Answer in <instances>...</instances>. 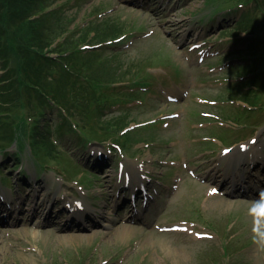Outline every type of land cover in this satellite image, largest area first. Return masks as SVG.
Segmentation results:
<instances>
[{"label":"rangeland","instance_id":"obj_1","mask_svg":"<svg viewBox=\"0 0 264 264\" xmlns=\"http://www.w3.org/2000/svg\"><path fill=\"white\" fill-rule=\"evenodd\" d=\"M256 1L221 8L226 0H144L143 5L137 0H50L51 5L41 9L46 13L58 8L63 19L54 27L69 28V33L87 29L83 33L91 32V42L97 37L96 43L89 44L100 47L92 49L96 53L90 58L62 65L64 71L55 65L56 72L39 80L53 88L56 97L63 95L64 106L53 101L38 105L44 100H32L36 93L25 91L23 84L20 93L16 75L0 55V77H14V85L0 84V193L1 187H11L14 195L18 191L25 195L22 200L26 189L66 201L85 199L93 213L117 219L119 229L116 233L105 229L106 221L98 222V216L93 220L99 223L97 228L92 229L94 222L89 221L85 222L92 224L88 230L62 229L68 221L56 206L51 211L55 217L38 224L39 218L29 219L22 211L18 222L0 219V264H264V249L252 239L249 201L214 195L185 168H197L202 174L222 148L236 146L264 127V65L236 55L255 35L244 30L243 12L256 17L255 44L264 48V8ZM185 27L193 32L191 41L182 45ZM14 28L18 29L10 30ZM197 35L199 39L194 38ZM200 41L212 52L205 59L189 48ZM0 45L9 50L1 33ZM47 54L51 62H59L56 52ZM89 70L105 77L106 84L113 83L105 94L96 85L93 101L87 96L94 92L92 84L84 76L78 78L82 73L91 75ZM25 73L19 76L23 82ZM252 78L258 79L257 86L249 83ZM182 91L189 95L180 104L162 101L165 94ZM104 97L108 99L104 106L101 102L104 117L100 120L94 109ZM83 105L87 113L81 114ZM203 112L213 118H203ZM171 116L178 117L164 120ZM97 120L122 126L114 138L105 140L106 147L87 145L111 153V163L101 172L87 167L91 161L85 156L89 138L85 128ZM128 135L127 142L132 137L137 141L127 146ZM17 141H22L19 151ZM113 142L122 146L123 155L109 149L116 147ZM111 165L114 172L108 168ZM120 166L127 167L125 174L133 178L145 168L154 174L152 184L163 183L160 196L138 227L135 221H127L128 208L113 211L111 195ZM124 227L131 230L122 241L119 233ZM173 228L180 231L169 230Z\"/></svg>","mask_w":264,"mask_h":264},{"label":"trees","instance_id":"obj_2","mask_svg":"<svg viewBox=\"0 0 264 264\" xmlns=\"http://www.w3.org/2000/svg\"><path fill=\"white\" fill-rule=\"evenodd\" d=\"M50 0H0V14H1V20H0V27H1V35L4 38L8 39L9 43V50H4L3 47L0 45V55H1V61L6 62L3 63L6 65V67H11L13 70L14 74L16 75V89L20 91V87L23 84L25 86V91H33L35 96H30V98L34 101L37 100V97H39L40 100H44L43 103L37 102L38 105H44L46 103L49 105L50 101H53L55 104H59L61 106H64L62 103L65 104L63 101V95H59L56 97L55 92L53 88H46L42 83L39 82V80H44L48 79L47 74H53L55 71V65H58L62 69V65H66L68 62L72 63L75 58L79 57H91V55L95 54L93 50H87L84 51L82 48L89 44V43H96V38L92 41L93 36L90 33L84 34L83 32H86L84 30L82 33H79V31H72V32H67V29L69 28H56L54 27V23L58 20H62V16L58 14V11H60L58 8L53 9L50 8L48 9L49 12L42 13L45 8V5L49 3ZM225 0H221L223 2ZM227 5L221 4V8H226L225 6L228 7H233L235 5L243 4V5H248L252 3L253 1L256 0H226ZM258 4L262 3L263 8H264V0H257ZM256 1V2H257ZM216 2V0H214ZM48 5H51L49 3ZM2 7V10H1ZM262 8V9H263ZM47 9V8H45ZM44 9V10H45ZM243 17L244 19L242 20V24L245 27V31L247 33L255 34L253 35L252 39H247V47L246 49L242 52H236L237 57L239 58H252L255 61L254 62H259L261 65H264V48L261 45L255 44V39L257 40V35L255 31V24H256V17L254 16L253 13L251 12H243ZM60 23H63L60 22ZM59 24V23H58ZM14 26L17 27L18 29L11 31L10 28ZM69 33L66 35V33ZM61 33V34H60ZM65 33V34H64ZM64 34V35H63ZM63 35L62 38H60V43L56 47H51L52 43L55 41L56 38L59 36ZM255 47V49H254ZM50 52H56L57 55L59 56V62H51V58L47 53ZM241 55V57H240ZM24 56V59H23ZM21 58V59H20ZM59 63V64H58ZM251 64H253L251 62ZM23 65V66H22ZM27 73V80L23 82L21 78H19L20 74L22 71ZM57 69V67H56ZM88 70V68H87ZM64 71V69H62ZM9 71H7L8 73ZM89 74L86 76L85 74L79 75L78 78L84 76L83 78L90 82L93 86L91 87L90 84L88 86L95 90L94 87L98 85L100 89H103L104 94L108 91H110V86L113 84L109 83L106 84L107 82L105 81V77H101L96 75V73H93L89 70ZM19 73V75L17 74ZM10 77H13L10 74H7L4 78L0 77V84L1 82L4 81H9L12 85H14V77L11 79ZM258 78V77H257ZM252 78L249 79V83L252 86H257L258 79ZM54 81V80H53ZM23 82V83H22ZM106 82V83H105ZM115 83V82H114ZM100 89L98 90L99 94ZM97 91V90H96ZM21 93V91H20ZM57 93V91H56ZM95 91L91 92L88 94V98L93 101L95 98ZM250 93H255V92H250ZM3 92L1 93V95ZM242 96H247V95H242ZM85 98V97H84ZM108 98L105 99L102 98V100L99 102L98 107L94 109L95 115L97 118L100 120L103 119L104 113L102 111V106H104V102L107 101ZM60 100L62 102H60ZM84 100V99H83ZM250 101V100H248ZM84 102V101H83ZM101 102L103 103L101 106ZM83 113H87L86 105L82 106ZM77 114L79 115L80 112L77 111ZM82 116V115H81ZM118 121H124L123 118H116ZM92 120V119H91ZM90 120V122H91ZM25 124V132L23 133V138L26 139L28 136L27 131V123L26 121H23ZM97 124L94 126H83L87 127L86 129V134L89 136L91 139H95L97 141H105L108 139L114 138V134H117V132L120 131L121 125H113L112 127L107 124L104 125L102 124V121L98 120L96 121ZM93 125V124H92ZM48 134V133H47ZM130 137V135L125 137L127 146L128 143H131L132 140H136V138L130 141L127 139ZM10 139H13L11 137ZM20 139V138H18ZM117 141H120L117 140ZM116 141V142H117ZM18 142V147L21 148L22 145L20 143L22 141H17ZM35 154L40 158V155L35 151ZM41 159V158H40ZM39 160V159H38ZM40 161V160H39ZM42 162V161H40ZM45 164L44 162H42Z\"/></svg>","mask_w":264,"mask_h":264},{"label":"clouds","instance_id":"obj_3","mask_svg":"<svg viewBox=\"0 0 264 264\" xmlns=\"http://www.w3.org/2000/svg\"><path fill=\"white\" fill-rule=\"evenodd\" d=\"M248 216L252 220L253 243L264 249V190L249 201Z\"/></svg>","mask_w":264,"mask_h":264},{"label":"bare ground","instance_id":"obj_4","mask_svg":"<svg viewBox=\"0 0 264 264\" xmlns=\"http://www.w3.org/2000/svg\"><path fill=\"white\" fill-rule=\"evenodd\" d=\"M183 31V33H185V32H187L188 31V29H186V30H182ZM183 35V34H182ZM181 35V36H182ZM4 187H1V189H3ZM42 194H45L46 195V193H44V192H42ZM3 196H5L4 194H1V197H3ZM16 195H14V198H17V197H15ZM149 206H151V205H149ZM34 209V208H33ZM32 209V210H33ZM43 210V209H42ZM30 217H37V218H40L39 217V213H37V214H33V215H30ZM119 217V216H118ZM100 219H104L105 221H106V223H103L102 224V226L105 228V229H108V230H113V231H115L114 233H116V230H118L119 228H117V227H115V224L117 223V219H115V218H113V217H110V215L108 214V215H105V213H104V215H103V213L100 215ZM40 220L41 221H43L44 219H42V218H40ZM39 220V221H40ZM38 221V222H39ZM72 221H75V219H72ZM38 222L36 223V224H38ZM76 223H78V222H76ZM96 225L95 226H92V229H94V228H97V223H95ZM81 227L79 226V229H80ZM116 229V230H115ZM129 230H131V227H124V229H122L121 230V232L119 233L120 235V237H121V239H122V237L126 240V239H128V237H127V234H128V231ZM107 235L109 236V235H113V233L111 234V232H108L107 233ZM80 238H83L82 236L80 237ZM124 239H122V241L124 240Z\"/></svg>","mask_w":264,"mask_h":264}]
</instances>
